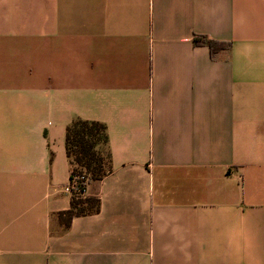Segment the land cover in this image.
Wrapping results in <instances>:
<instances>
[{
    "label": "crops",
    "instance_id": "obj_1",
    "mask_svg": "<svg viewBox=\"0 0 264 264\" xmlns=\"http://www.w3.org/2000/svg\"><path fill=\"white\" fill-rule=\"evenodd\" d=\"M75 119L112 170L65 226ZM0 264H264V0H0Z\"/></svg>",
    "mask_w": 264,
    "mask_h": 264
},
{
    "label": "trees",
    "instance_id": "obj_2",
    "mask_svg": "<svg viewBox=\"0 0 264 264\" xmlns=\"http://www.w3.org/2000/svg\"><path fill=\"white\" fill-rule=\"evenodd\" d=\"M195 44L207 45L213 55L229 48L228 42L209 39L203 35L194 37ZM65 152L71 164V177L83 176L85 186L90 181L100 180L112 170L108 151L106 127L98 121L75 119L65 129ZM100 200L94 196L72 195L70 207L58 213L65 226L75 216L88 215L99 211Z\"/></svg>",
    "mask_w": 264,
    "mask_h": 264
},
{
    "label": "built area",
    "instance_id": "obj_3",
    "mask_svg": "<svg viewBox=\"0 0 264 264\" xmlns=\"http://www.w3.org/2000/svg\"><path fill=\"white\" fill-rule=\"evenodd\" d=\"M85 186V181L83 182V176L82 175H76L73 177L72 180L68 183V185L65 186L64 190L70 195H80L84 196V190H81L80 186L81 185Z\"/></svg>",
    "mask_w": 264,
    "mask_h": 264
}]
</instances>
